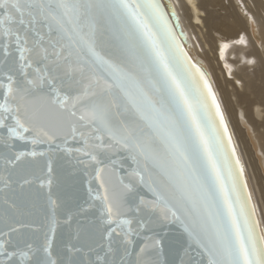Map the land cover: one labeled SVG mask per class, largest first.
<instances>
[{
    "label": "snow or ice",
    "instance_id": "snow-or-ice-1",
    "mask_svg": "<svg viewBox=\"0 0 264 264\" xmlns=\"http://www.w3.org/2000/svg\"><path fill=\"white\" fill-rule=\"evenodd\" d=\"M178 26L161 0H0V264H264Z\"/></svg>",
    "mask_w": 264,
    "mask_h": 264
},
{
    "label": "bare ground",
    "instance_id": "bare-ground-1",
    "mask_svg": "<svg viewBox=\"0 0 264 264\" xmlns=\"http://www.w3.org/2000/svg\"><path fill=\"white\" fill-rule=\"evenodd\" d=\"M173 2L211 73L264 229V0Z\"/></svg>",
    "mask_w": 264,
    "mask_h": 264
},
{
    "label": "water",
    "instance_id": "water-1",
    "mask_svg": "<svg viewBox=\"0 0 264 264\" xmlns=\"http://www.w3.org/2000/svg\"><path fill=\"white\" fill-rule=\"evenodd\" d=\"M161 2L165 5L166 8H167V6H168L169 4L175 6L173 0H161ZM175 9H176V7H175ZM176 13H177V15L179 16V13H178L177 9H176ZM173 23L175 24L174 21H173ZM181 30H182V32H183V35L181 34ZM176 34H177V37H178V39H179V41H180V43H181V45H182V47H183V49H184V52H185V53L187 54V56L190 58L191 63H192L193 65H195V67L192 69L193 74H195V75H197V76L199 75V73L196 72V69H197V68L200 70V72H203L205 78L208 80V83H209V85L211 86V89H212L213 93L215 94L216 100H217V102H218V104H219V106H220V109H221V111H222V113H223V116H224L225 122H226V124H227L229 134L231 135L232 145L235 147L236 155L239 157L240 163L243 165V168H244V179L247 181V188H248V191L251 193V195H252V201H253V203L256 205V203H255V199H254V194H253V192H252V189H251V187H250V183H249V180H248V177H247V174H246V170H245L244 162H243V160H242V158H241V156H240V153H239V151H238V148H237V146H236L235 140H234V138H233V134H232V132H231V129H230V126H229V123H228L227 117H226V115H225V113H224V110H223V108H222V105H221L220 99H219V97H218V95H217V91H216V89H215V87H214L211 73H210L209 70L207 69V66H206L204 60H203L201 57H199V56H197V55L194 54V52H193V46H192V43H191L190 37H189V35H188L187 30H186V29L184 28V26H183V23H182V21H181L180 16H179V26L176 27ZM213 110H214V109H213ZM257 213H258V217H259L260 220H261V217H260V215H259L258 209H257ZM261 228L263 229L262 221H261Z\"/></svg>",
    "mask_w": 264,
    "mask_h": 264
}]
</instances>
